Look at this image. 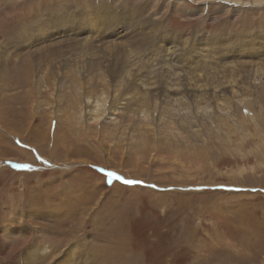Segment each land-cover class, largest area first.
Here are the masks:
<instances>
[{
  "label": "rangeland",
  "instance_id": "obj_1",
  "mask_svg": "<svg viewBox=\"0 0 264 264\" xmlns=\"http://www.w3.org/2000/svg\"><path fill=\"white\" fill-rule=\"evenodd\" d=\"M0 98V264H264V0H0Z\"/></svg>",
  "mask_w": 264,
  "mask_h": 264
},
{
  "label": "bare ground",
  "instance_id": "obj_2",
  "mask_svg": "<svg viewBox=\"0 0 264 264\" xmlns=\"http://www.w3.org/2000/svg\"><path fill=\"white\" fill-rule=\"evenodd\" d=\"M25 35V34H24ZM106 50V52H108V53H110L111 54V56H112V50L111 49H113V47H106L105 48ZM6 50V49H5ZM243 66V65H242ZM32 71V70H31ZM28 76V75H27ZM30 77V76H29ZM233 87V86H232ZM233 92V91H232ZM28 96H30V94L28 93ZM28 98V97H27ZM2 98H0V100H1ZM3 100V99H2ZM29 100H31V98H29ZM2 101H0V103H1ZM114 103V102H113ZM33 108V107H32ZM0 113H1V115L2 116H4L5 114H7L8 112H7V110H6V108H2V110L0 111ZM89 117V116H88ZM105 117V116H104ZM91 119V118H90ZM1 120V119H0ZM95 122V121H94ZM59 123V122H58ZM59 125V124H58ZM70 128V127H69ZM79 134V133H78ZM15 135V134H14ZM62 143H63V140H62ZM201 163V162H200ZM123 172V171H122ZM36 175H38V174H34V176H36ZM60 190V189H59ZM77 193V192H76ZM84 195V194H83ZM80 196V195H79ZM85 198V197H84ZM85 200H86V198H85ZM89 200V199H88ZM83 201V200H82ZM36 204V203H35ZM37 206V205H36ZM46 206V205H45ZM48 206V205H47ZM50 208V207H49ZM53 211V210H52ZM17 214V213H16ZM67 215V214H66ZM65 215V216H66ZM96 215H98V214H96ZM80 218V217H79ZM9 222V221H8ZM81 223V222H80ZM83 223V222H82ZM82 223H81V225H82ZM14 228V227H13ZM45 229V228H44ZM36 230H38V229H36ZM37 233H40L39 232V230L38 231H36ZM6 235V234H5ZM5 235L3 234V237H5ZM22 236V235H21ZM42 236V235H41ZM10 237H13V236H11L10 235ZM2 239V238H1ZM5 241V240H4ZM35 243H37V241L35 242ZM73 243V242H72ZM81 242H79V244L78 245H76V244H71L70 246H69V248L66 250V252L65 253H63V256H62V258L61 259H59L58 260V262H53L52 264H75V262H74V258H75V256H74V253L76 252V250L79 248V246L81 247ZM22 246H24L23 248H26L27 247V243L26 242H24L23 244H22ZM84 247V246H83ZM27 249V248H26ZM24 250L25 251V253L23 254V259L25 258V264H27V252H29V249L28 250ZM41 249V248H40ZM43 251L44 250H41V251H35L34 249H32V251H30L29 252V256L32 258L33 256H35V255H39V253L41 254V253H43ZM20 257H22V254H20L19 256H18V262L19 263H21V261L19 260L20 259ZM22 259V258H21ZM18 263V264H19Z\"/></svg>",
  "mask_w": 264,
  "mask_h": 264
},
{
  "label": "snow or ice",
  "instance_id": "obj_3",
  "mask_svg": "<svg viewBox=\"0 0 264 264\" xmlns=\"http://www.w3.org/2000/svg\"><path fill=\"white\" fill-rule=\"evenodd\" d=\"M14 167H17V168H29L28 165H14ZM101 171H103V170H101ZM106 175L109 178H115L117 180H120V181H122L126 185H134V184L143 183L142 181L124 179L121 176H117V174L114 173V172H107Z\"/></svg>",
  "mask_w": 264,
  "mask_h": 264
}]
</instances>
